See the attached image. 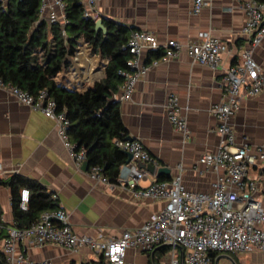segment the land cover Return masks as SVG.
Wrapping results in <instances>:
<instances>
[{"label":"crops","instance_id":"1","mask_svg":"<svg viewBox=\"0 0 264 264\" xmlns=\"http://www.w3.org/2000/svg\"><path fill=\"white\" fill-rule=\"evenodd\" d=\"M44 1L47 9L42 17H46L49 9H54L52 0ZM245 1L208 0L198 14L192 13L188 0L98 1L95 21H113L126 27L128 35L133 30L146 31L154 35L162 46L170 40L181 44L194 42L200 33L209 32L224 46L220 63L214 71L191 63L181 52L174 59L159 62L141 76L130 100H120L119 89L115 99L127 138L141 142L156 161L155 171L165 169L159 174L146 171V177L138 183L137 189H144L154 181L171 180L179 174L177 165L182 167L181 184L190 192L210 193L216 174H223V170L215 173L197 164L201 155L214 153L218 147V123L210 108L226 101L220 80L229 67L241 62L244 52H249L264 71V38L259 45L253 46L248 37L241 34ZM48 41L53 44L51 35ZM154 52L157 51H143L140 62L149 63L155 58ZM93 53L96 63H89L101 71V76L94 80L97 82L104 75L108 59L98 51L93 50ZM38 56L40 59L41 51ZM82 57L80 54L77 63L66 60L67 66H75L76 79L81 78L86 70ZM171 94L177 97L179 114L186 121V136L177 132L166 117L165 106ZM229 125L236 145H246L250 153L257 148L264 149V91L254 96L242 93L239 108L230 118ZM12 175L40 184L55 200L54 210L60 208L66 213L78 237L87 236L95 240L118 238L124 231L139 228L164 207L163 201L140 199L134 197L129 189H110L103 183L92 181L85 171L76 167L65 150L55 122L40 111L18 103L7 91L0 89V180ZM246 180L256 184L253 198L264 209V170L259 162L248 168ZM18 195L19 189L0 185V219L8 227L22 229L14 215V201ZM3 236H0V247ZM167 250L166 247H157L152 253H146L129 248L125 262L166 264L164 256ZM16 253L27 257L33 264L45 260L54 264H103L99 254L86 247L72 251L52 244L38 248L21 242ZM260 254L264 253L254 251L233 256L237 264H264V255L260 257ZM0 255L7 264L1 248ZM229 263L226 259L217 262Z\"/></svg>","mask_w":264,"mask_h":264},{"label":"built area","instance_id":"2","mask_svg":"<svg viewBox=\"0 0 264 264\" xmlns=\"http://www.w3.org/2000/svg\"><path fill=\"white\" fill-rule=\"evenodd\" d=\"M98 1L80 0L84 18H96ZM188 1L191 3L192 13L198 14L208 0ZM52 6L54 9H49L46 17H42L47 4L44 0L41 1L39 22L44 20L49 26L57 24L67 46L64 32L67 23L64 15L65 3L63 0H52ZM242 8L245 21L241 34L248 37L253 46H257L264 38V3L246 0ZM125 48L129 54L126 62L128 69L119 72L122 79L119 99L122 101L130 100L138 79L159 62L169 61L184 52L191 63L214 71L224 52L223 44L209 32L200 33L194 42L181 44L170 40L160 46L151 33L133 30L128 36ZM145 50H160L162 53L149 63L143 64L140 57ZM80 54L95 56L92 47L83 37L76 39L72 53L67 54L65 60L68 58L76 61ZM104 67L105 65L101 70ZM76 77L75 66L64 65L51 79L56 85L77 92L85 91L95 82H89L81 88ZM220 87L226 94V101L210 108L211 115L218 123V147L214 153L203 154L197 161V164L203 165L206 170L215 173L223 170L222 175L216 174L210 193L187 191L181 184L180 165H177L179 174L171 180L154 181L144 189H137L138 183L145 179L147 173L137 166V162L154 166L156 161L138 139H115L114 146L131 156L130 161L119 167L116 182L111 183L97 165L87 167L86 175L92 181L103 183L110 189H129L134 197L163 201V209L151 215L139 228L124 231L115 239L101 240L76 236L66 213L60 208L42 212L36 221L22 229L8 227L0 219V236L4 235L0 248L5 262L33 264L27 257L16 253V247L21 242L38 248L52 244L72 251L86 247L99 254L103 264H126V251L129 248L152 253L157 247H166V264H213L212 253L237 255L254 251L264 252V209L253 198L256 184L246 180L248 168L257 162L264 170V149L257 148L254 153H250L246 145H236L235 135L229 125L230 118L239 108V97L242 93L254 96L264 91V71L249 52H244L241 62L225 71L220 80ZM0 89L7 91L18 103L40 111L52 119L65 150L76 167L81 169L86 161V149L71 141L70 122L64 112H57L56 104L46 90L32 95L1 79ZM165 113L175 130L186 136V121L179 114L178 100L173 94L168 97ZM28 202L29 192L26 188H21L18 208L23 212L27 211ZM40 264L54 263L45 260Z\"/></svg>","mask_w":264,"mask_h":264},{"label":"trees","instance_id":"3","mask_svg":"<svg viewBox=\"0 0 264 264\" xmlns=\"http://www.w3.org/2000/svg\"><path fill=\"white\" fill-rule=\"evenodd\" d=\"M41 1H0V79L32 95L46 90L54 100L57 112H64L70 122L71 141L86 149L88 167L99 166L109 181L115 183L119 167L128 162V157L114 146L113 140L127 138V131L120 118L118 103L115 101L107 106V101L119 92L122 82L119 72L128 69L129 54L125 48L128 30L105 19L102 25L106 34L96 32L95 19L83 17L80 0H63L67 21L64 28L66 46L57 24L49 26L44 20L39 22ZM258 1L264 3V0ZM49 35L53 44L48 41ZM79 37L108 59L103 77L82 93L58 86L51 79L67 64L65 57L72 53ZM40 51L41 60L38 56ZM153 55L158 57L160 53L157 51ZM81 61L86 64L84 74L78 79L82 88L99 78L101 71L89 63H96L93 57L83 54ZM0 185H8L13 190H28L27 211L18 208V198L14 201L15 219L19 220L22 228L36 221L39 213L56 208L51 195L33 180L12 175L0 180ZM216 257V253L211 254L213 262ZM230 257L236 263L234 256ZM0 264H4L1 255Z\"/></svg>","mask_w":264,"mask_h":264},{"label":"water","instance_id":"4","mask_svg":"<svg viewBox=\"0 0 264 264\" xmlns=\"http://www.w3.org/2000/svg\"><path fill=\"white\" fill-rule=\"evenodd\" d=\"M95 31L96 32H101L103 35L106 34V30H105V28L102 25L101 19H98L97 21H95ZM115 101H116L115 95H112L111 98L108 99V101H107V106H109L111 103H113ZM127 139H131V138H127ZM127 157H128V161H130L131 160V156L130 155H127ZM137 166L139 168L144 169L145 171L149 172L150 174H154L155 172L157 174H159L160 172H163L165 170V169H159V170L155 171V167L154 166H152L150 164H145V163H142V162H137ZM87 167H88V163H87V161H85L82 164V166H81V170L86 171ZM219 259H226L231 264H236L232 260V258L229 255H227V254H221L218 257H216L215 260H214V264H217V262H218Z\"/></svg>","mask_w":264,"mask_h":264},{"label":"rangeland","instance_id":"5","mask_svg":"<svg viewBox=\"0 0 264 264\" xmlns=\"http://www.w3.org/2000/svg\"><path fill=\"white\" fill-rule=\"evenodd\" d=\"M264 253V252H263ZM261 256L260 257H263L264 254H260ZM223 262V260H221ZM162 262H164V260L162 259ZM231 264V263H229Z\"/></svg>","mask_w":264,"mask_h":264}]
</instances>
